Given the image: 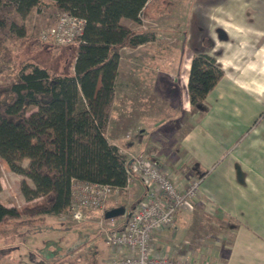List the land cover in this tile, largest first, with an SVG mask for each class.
<instances>
[{
	"label": "trees",
	"instance_id": "obj_1",
	"mask_svg": "<svg viewBox=\"0 0 264 264\" xmlns=\"http://www.w3.org/2000/svg\"><path fill=\"white\" fill-rule=\"evenodd\" d=\"M46 1L84 21L77 42L60 46L73 50L63 71L30 56L17 58L25 46L31 52L54 48L29 35L24 24V18ZM159 1L0 0V77L4 80L0 83V159L33 184L20 187L25 205L0 203V226L22 217L65 215L72 180L109 185L118 192L127 186L128 162L107 137L120 51L155 38L152 33L134 32L123 22L139 24L140 14L158 7ZM222 76L211 56L197 53L191 58L187 94L197 117L207 112L205 99ZM190 170L199 180L205 176L191 166ZM115 207L124 208L109 202L105 210ZM216 214L227 219L232 236L231 220ZM0 233L8 231L2 228ZM76 254L82 262L83 252Z\"/></svg>",
	"mask_w": 264,
	"mask_h": 264
},
{
	"label": "crops",
	"instance_id": "obj_2",
	"mask_svg": "<svg viewBox=\"0 0 264 264\" xmlns=\"http://www.w3.org/2000/svg\"><path fill=\"white\" fill-rule=\"evenodd\" d=\"M193 1L186 17L188 26L181 51H186L185 55L178 63L169 62L171 69L169 76L166 75L169 78L162 75L158 79L164 84L155 82L156 86L167 87L165 112L161 113L164 120H169V96L171 110L179 107L191 111L187 94L190 60L197 53L214 58L223 76L205 99L207 112L199 117L194 115L191 127L181 135L178 145L183 156L189 159V166L205 172L199 184L201 199L213 204L218 214L232 222V242L224 264H264V0ZM137 48H122L120 52L123 49L136 52ZM121 61L120 53L114 104L120 71L124 69V77L127 76L128 68H122ZM122 84L125 91L128 83ZM180 84L181 100L177 92ZM114 104L107 133L115 128ZM128 113L123 110L119 114L117 130L125 131L136 123L139 140L147 129L162 121L158 122L159 115L129 117ZM126 120L131 122L128 126ZM122 143L125 147L132 144L126 139ZM3 167L8 168L0 159L1 172ZM133 183L136 184L132 188L140 199L143 183L137 177ZM2 187L0 176V203L5 207H20L7 199ZM49 217L54 216L22 217L0 226V230L8 231L5 235L0 233V243L5 246L0 248L5 252L4 264H39L40 258L28 255L31 249L47 256L46 248L53 239L40 235L51 229L46 224ZM31 242L33 247H26ZM161 245L157 247H166ZM68 261L78 264L76 253Z\"/></svg>",
	"mask_w": 264,
	"mask_h": 264
},
{
	"label": "rangeland",
	"instance_id": "obj_3",
	"mask_svg": "<svg viewBox=\"0 0 264 264\" xmlns=\"http://www.w3.org/2000/svg\"><path fill=\"white\" fill-rule=\"evenodd\" d=\"M194 2L193 0H160L158 7L149 8L140 14L139 24L123 22L126 28L137 33H152L155 39L137 48L136 52H129L127 49L120 52L122 68L124 66L128 68L127 76L124 77V69H122L116 84L113 113L115 128L107 133L109 140L117 144L122 151L134 156L160 158L182 178L192 172L190 164L187 163L189 159L183 156L178 144L181 135L191 127L194 112L192 109L187 111L179 107L171 110L169 96V120H164V113L161 111H164L166 107L167 87L162 86L163 81L159 82L158 79L162 75L164 78H169L171 69L169 62L178 63L183 54L185 55L186 51L183 53L181 51L185 45L188 26L186 17ZM58 13L60 12L53 4L43 2L24 18L27 33L34 38H39L40 33L52 26ZM27 56L35 58L41 64L53 65L56 70L63 71L72 60L73 50L54 46L52 49L46 47L39 52H31L29 46H25L18 53L17 58ZM53 57L57 59L54 61ZM3 81L1 76L0 83ZM157 81L161 83L158 86L155 84ZM123 82L128 83L125 91H123ZM177 92L181 100L183 94L181 84L177 86ZM123 110L129 112V117L159 115L158 122L161 120L163 122L151 126L139 140L140 132L138 133L139 127L136 123L130 128L126 127L125 131L122 130L123 132L117 130L120 127L119 114ZM130 123L125 121L127 126ZM125 139L132 144L125 147L122 143ZM127 153L123 154L124 159L129 157ZM22 167H26L25 161L22 162ZM6 169L8 170L7 167H3L2 172L0 170L3 182L1 190L4 195H8L7 199L14 206H21L25 201L20 187L28 185L32 188L33 184L25 176ZM135 179L136 177L130 179L125 190L111 194L109 202L123 205L125 210L134 207L140 200L137 198L136 189L132 188L136 184L133 183ZM100 215L98 212L84 210V219L79 222L63 215L62 222H59V217L47 218L46 224L51 229L40 235V237L53 239L46 248L47 256H42L41 252L34 249H31L28 255L32 258H40L39 264H69L68 260L72 255L83 252L86 260L83 261L84 258L78 264H104L109 256V250L104 243L102 231L96 223ZM228 224L227 219H222L216 213L207 212L202 202L191 203L184 211L178 213L173 229L160 233L156 245L168 246L169 250L175 254H189L192 257L205 255L213 264H224L231 240V234L227 229ZM29 244L26 247L31 248L34 245L32 242ZM1 247L5 246L0 243ZM4 253V250H0V264H4Z\"/></svg>",
	"mask_w": 264,
	"mask_h": 264
},
{
	"label": "built area",
	"instance_id": "obj_4",
	"mask_svg": "<svg viewBox=\"0 0 264 264\" xmlns=\"http://www.w3.org/2000/svg\"><path fill=\"white\" fill-rule=\"evenodd\" d=\"M83 25V19L60 12L39 38L57 47L73 44L81 35ZM118 150L122 155L127 153L119 147ZM127 155V184L132 177H137L144 186L143 195L134 207L118 217L104 219L109 197L118 189L72 180L70 202L63 216L79 222L84 219V210L101 214L96 223L109 250L104 264H213L205 255L175 254L168 246L159 248L156 245L160 233L173 229L178 213L191 203L202 202L207 212L216 213L215 206L200 197L201 180L193 174L182 178L169 168L167 162L155 156Z\"/></svg>",
	"mask_w": 264,
	"mask_h": 264
},
{
	"label": "water",
	"instance_id": "obj_5",
	"mask_svg": "<svg viewBox=\"0 0 264 264\" xmlns=\"http://www.w3.org/2000/svg\"><path fill=\"white\" fill-rule=\"evenodd\" d=\"M125 209L123 207H115L108 209L104 212L103 217L104 219H111L118 217L124 213Z\"/></svg>",
	"mask_w": 264,
	"mask_h": 264
}]
</instances>
